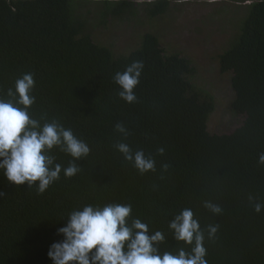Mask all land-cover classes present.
<instances>
[{
	"label": "trees",
	"instance_id": "obj_1",
	"mask_svg": "<svg viewBox=\"0 0 264 264\" xmlns=\"http://www.w3.org/2000/svg\"><path fill=\"white\" fill-rule=\"evenodd\" d=\"M73 1L0 0V98L12 99L8 90L32 73L30 118L41 126L56 120L90 148L74 161L80 171L72 178L62 171L43 195L27 184H9L0 173V192L6 194L0 198V264H53L48 250L63 239L57 230L68 214L109 203H130L129 224L140 218L150 235L164 232L161 253L183 247L168 224L191 208L205 233L208 264H264V210H254V203L264 204V165L258 163L264 153V0L249 5L234 45L219 56L220 73H232L230 108L244 116L228 135L208 132L214 100L194 89L195 68L187 59L166 56L152 34L128 56L114 58L72 15ZM117 3L111 16L132 7V0ZM168 8L169 0H157L149 16H163ZM133 60H142L144 69L134 89L137 99L129 104L113 78ZM117 124L126 128V137ZM120 142L154 158L155 171L141 175L115 148ZM49 154L62 168L73 162L59 148ZM205 202L221 213H212ZM209 225L219 226L212 240Z\"/></svg>",
	"mask_w": 264,
	"mask_h": 264
},
{
	"label": "clouds",
	"instance_id": "obj_2",
	"mask_svg": "<svg viewBox=\"0 0 264 264\" xmlns=\"http://www.w3.org/2000/svg\"><path fill=\"white\" fill-rule=\"evenodd\" d=\"M143 69L142 60H133L123 72L115 73L113 81L124 102L136 101L134 89L140 83ZM34 87L33 74L26 72L15 81V90H8L7 95L12 99L0 98V173L9 184L17 187L27 184L43 195L60 179L62 171L65 178L75 176L80 169L74 161L87 156L90 148L58 121L41 126L38 120L30 118L28 109L35 103L31 94ZM115 127L127 136L122 124ZM55 148L73 158L66 168L54 163V157L49 154ZM115 148L141 175L155 171V159L145 156L143 150L133 151L124 142ZM158 154L163 155L164 149H158ZM258 163L264 165V153L259 155ZM163 167L167 169V165ZM5 195L0 192V198ZM204 206L214 214L222 211L211 202H205ZM254 210L260 213L264 204L254 203ZM132 212L130 203L88 204L72 210L66 225L57 230L63 239L50 246L49 259L53 264H208L205 233L191 208L182 209L168 224L173 238L183 247L163 253L159 246L165 241L164 232L156 230L150 235L148 225L140 218L132 219L129 224ZM218 229V225H209L207 238L214 239Z\"/></svg>",
	"mask_w": 264,
	"mask_h": 264
},
{
	"label": "rangeland",
	"instance_id": "obj_3",
	"mask_svg": "<svg viewBox=\"0 0 264 264\" xmlns=\"http://www.w3.org/2000/svg\"><path fill=\"white\" fill-rule=\"evenodd\" d=\"M122 0H75L72 15L81 18L94 44L109 49L114 58L137 50L145 34L154 35L166 56L178 55L195 68L190 78L202 97L211 96L215 110L207 130L228 135L239 128L244 116L230 108L234 99L232 73L221 74L219 56L231 48L246 19L250 4L257 0H169L165 15L149 16L157 0H132L120 17L110 12Z\"/></svg>",
	"mask_w": 264,
	"mask_h": 264
}]
</instances>
